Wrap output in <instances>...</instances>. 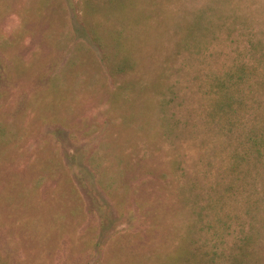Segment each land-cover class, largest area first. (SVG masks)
<instances>
[{
	"label": "rangeland",
	"instance_id": "374dc122",
	"mask_svg": "<svg viewBox=\"0 0 264 264\" xmlns=\"http://www.w3.org/2000/svg\"><path fill=\"white\" fill-rule=\"evenodd\" d=\"M263 35L264 0H0V264H229L195 212L248 222L264 91L219 125L203 86Z\"/></svg>",
	"mask_w": 264,
	"mask_h": 264
},
{
	"label": "trees",
	"instance_id": "16d2710c",
	"mask_svg": "<svg viewBox=\"0 0 264 264\" xmlns=\"http://www.w3.org/2000/svg\"><path fill=\"white\" fill-rule=\"evenodd\" d=\"M228 26H240V23L236 21H229ZM249 26H245V28ZM264 36V35H263ZM196 48V46H195ZM244 57V59H242ZM241 60H235L228 70H218L219 73H214L210 78L212 83L203 95L213 99L212 113L215 117H218L219 125H222L221 114L229 120V116L232 114L233 104L239 103L235 99V95L247 93L251 94L252 89L257 92L263 93L264 91V42L259 41L248 47L246 54ZM209 79V80H210ZM214 118V116H213ZM231 123V122H229ZM228 125V124H227ZM230 124L223 130L229 129ZM242 155H237L234 152L231 157L235 162H250L253 167L263 166L264 163V115H261L252 129L246 134L245 147L242 151ZM255 180V179H254ZM247 185H250L247 183ZM241 187V186H240ZM243 188L242 191L235 196L233 193V186H228L225 189V195L227 201H235L240 196L245 200L247 204L246 215L248 216V222L243 224L241 221H237V226L234 228L230 219L224 220L222 218V211L229 209V202L220 205L212 195L207 194L205 204L198 207L195 214L197 215L198 230L205 232L211 230L209 233L214 239L220 240V237L227 235L231 237V249L228 255L229 264H250L257 262V251L255 246L257 238L264 239V192H248ZM226 207V208H225ZM210 213V214H209ZM209 214L210 218H206L205 215ZM256 215L259 216L257 223ZM205 217V219H203ZM258 224V226H257ZM261 233V237L258 235ZM257 249V248H256ZM212 255L218 256L216 252ZM258 257V256H257Z\"/></svg>",
	"mask_w": 264,
	"mask_h": 264
}]
</instances>
